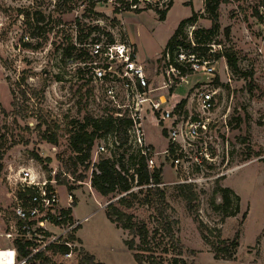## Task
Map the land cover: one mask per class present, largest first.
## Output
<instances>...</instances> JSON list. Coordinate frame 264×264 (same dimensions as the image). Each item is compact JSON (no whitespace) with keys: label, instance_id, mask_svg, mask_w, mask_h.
Wrapping results in <instances>:
<instances>
[{"label":"rangeland","instance_id":"374dc122","mask_svg":"<svg viewBox=\"0 0 264 264\" xmlns=\"http://www.w3.org/2000/svg\"><path fill=\"white\" fill-rule=\"evenodd\" d=\"M56 3L57 0H0V247L13 243L6 233L14 221L12 205L18 191V172L30 167L47 176L56 171L61 178L65 173L66 188L70 185L76 197L74 219L82 220L71 237L80 250L92 254L96 261L170 264L177 257L178 264H264V165L260 161L264 156V0H223L218 8L220 26L209 42L213 52L201 54L213 60L214 72L211 75L190 72L189 82L181 85L173 77L174 82L166 90L155 91L166 95L174 106L172 118L180 119L195 112L194 103L187 99L194 91L191 84L210 82V88L220 87L209 132L186 141L191 144L183 160L187 168L183 165L175 168L172 157L166 153L156 156L165 184L164 199L156 197L151 203H143L146 187L136 186L133 181L131 188L139 194L127 211L152 233L157 229V243L143 253L146 258L142 263L135 261L124 242L131 238L128 231L106 216V207L115 197L102 196L91 184L88 186L93 163L113 151L97 152L102 136L96 138L90 156L85 159L72 147L73 128L87 115L98 119L114 108H109L102 97V86L96 88L91 81L88 65L84 63L90 58L79 61L74 58L75 51L73 57L63 58L61 52L66 37L74 38L79 30L74 24L77 17L80 23L98 25L100 29L92 36L107 39L106 34L110 33L118 41L130 42L147 72L148 82L160 86L169 79L165 71L174 57L171 55L168 61L162 52L179 22L192 11L196 13L195 23L183 27L182 37L184 34L186 41H190L194 30L209 28L211 20L203 0H172L163 20L152 9L139 13L121 9L114 14L113 1L99 2L96 10L100 15L92 20L90 15H82L86 2H75L76 7L70 12ZM142 5L144 2L140 1L139 6ZM225 51L234 53L236 70L227 65L222 55ZM147 115V140L156 151L167 149L170 144L167 129H160L162 123L154 122L151 112ZM44 133L55 134L56 143L46 141ZM203 148H207L213 161L203 162L200 169L193 163V157ZM121 151L120 148L115 154ZM72 170L76 176L84 177H75ZM188 177L203 178L188 183L197 193L191 209L176 188L181 179ZM217 186L231 188L227 212L237 210L234 215L222 218L213 209L211 199ZM59 188L64 194L63 187ZM221 201L216 194L215 202ZM162 208L177 221L173 237L158 222ZM201 231L211 240L232 239L238 232L234 256L215 258ZM0 251V264L14 263L13 254L5 261ZM77 260L78 257L70 264H78ZM42 261L39 256L25 264ZM54 264L63 262L56 259Z\"/></svg>","mask_w":264,"mask_h":264},{"label":"built area","instance_id":"2783aa9c","mask_svg":"<svg viewBox=\"0 0 264 264\" xmlns=\"http://www.w3.org/2000/svg\"><path fill=\"white\" fill-rule=\"evenodd\" d=\"M102 38L93 40L89 38L82 44L90 58L84 63L88 65L91 81L96 88L102 86V97L108 102L109 108H114L113 112L102 117L111 115L115 119L129 121L125 126L128 135L127 145L139 150L145 157L148 170L160 167L155 162L156 156L160 153L172 157L171 161L175 168L182 165L187 168V163L184 164L183 160L187 158L186 148L191 144L186 141L205 136L209 132L211 114L220 87L210 88V82L198 86L191 84L190 88H194V91L187 99L194 103L195 112L180 119L172 118L174 106L169 104L166 95L155 94V91L166 90L174 82L173 77L178 79L179 85L188 83L190 72L211 75L214 72L213 60L199 57L190 49L178 47L173 53V61L165 71L168 81H163L160 86H151L146 70L138 61L130 42L117 39L108 42ZM190 42L194 45L193 39ZM209 51L213 52L212 49ZM165 57L170 60L169 51ZM148 112L153 115L154 122L158 125L162 123L160 129H167L170 144L163 151L154 150L147 140ZM115 134L114 132L112 137L111 133L102 136V144L98 146L97 152L110 151L117 146L119 141ZM170 146L173 147V152L170 151ZM107 156L112 155L109 152ZM205 161H213L207 148H203L193 157V163L200 169L203 168ZM50 173V176H47L40 170L30 167L18 172L16 186L18 191L12 205L14 221L9 224L6 233L13 243L0 248L5 261L12 254L13 264H25L32 260L31 257L35 254H40L42 259L48 258V264H54L56 259H60L63 264L72 263L76 257L79 260L80 248L71 237L75 235L82 221L74 219L73 216L72 209L76 198L74 190L66 188L67 185L61 183V178L65 176L64 172L61 178L56 171ZM199 180L203 178L188 177L179 182L194 183ZM151 185L153 184L150 179V183L144 187ZM88 186L90 187V182ZM59 187H63L64 194ZM17 243L27 244L30 253L19 258ZM62 247L65 249H61Z\"/></svg>","mask_w":264,"mask_h":264},{"label":"trees","instance_id":"16d2710c","mask_svg":"<svg viewBox=\"0 0 264 264\" xmlns=\"http://www.w3.org/2000/svg\"><path fill=\"white\" fill-rule=\"evenodd\" d=\"M77 1L86 2L83 8L82 15H90L92 20L97 19L96 17L100 15V12L96 10V6L99 2L108 3L113 1L114 14L119 13L121 9L132 10L139 13L143 10L152 9L158 16V19L163 20L166 16L168 9L172 5V0H57L56 5L62 4L65 6L66 11L70 12L76 7ZM143 1L144 5L139 6V2ZM223 0H203L204 10L211 20V26L207 29L197 28L193 32V42L191 45L190 41H186L185 35L183 34V27L188 24H194L197 15L192 11L191 15L182 19L169 40L167 41L162 54L166 55L169 51L170 55H173L174 51L178 47H183L190 49L192 52L197 54L199 57L204 58L205 51H209L212 35H214L219 29V13L218 8ZM160 5H163L160 7ZM103 16V14H102ZM113 21L116 19L113 18ZM74 24L78 27V32L72 37H66V45L62 49L63 58L73 57L74 51L77 52L74 58L84 61L85 58H89L88 53L82 47L89 37L93 39L99 38L97 36H92L94 31L99 30L98 25H86L80 23V20L76 17ZM226 34H228V29H226ZM107 41L113 42L114 38L110 33H107ZM73 39V40H72ZM29 45V44H24ZM60 45L56 48L58 49ZM176 49V50H175ZM202 52V53H200ZM222 55L226 59L227 65L236 70L237 69V59L232 52H223ZM177 65L176 62H174ZM24 80V78H22ZM129 124L128 120L125 119H115L111 115L103 116L98 119H94L92 116H86L84 121L80 123L72 131V147L77 153H81L83 159L90 156V151L92 149L93 143L96 138L101 136H106L109 133H116V138L119 141L118 145L111 150L110 156H99L97 161L93 164L94 169H92L90 184L91 186L102 196H107L112 194L115 200L110 202L106 207V216L108 219L117 225L118 227L127 230L131 235L130 239H124V242L129 250L132 251V255L137 263H142L145 260L143 253L152 249L156 242L157 229H154L153 233L147 226L134 220L133 216L128 213L127 208L131 206L132 200L138 197L139 193L132 190L133 181L135 180L136 186H144L152 181L151 186L145 188V193L141 201L143 203H151L154 198L164 199L163 185L162 181V169L161 167H155L151 171L148 170L145 157L135 148L127 145V133L125 126ZM43 137L46 141L50 143H56L55 134L44 133ZM123 146V148H122ZM121 148V153L115 154L116 150ZM115 149V150H114ZM125 150V151H123ZM173 147L170 146V151L173 152ZM114 154V155H113ZM260 161L264 165V156L260 157ZM131 170V171H130ZM71 173L75 175V171L72 170ZM59 175V174H58ZM75 177L83 178L81 174L75 175ZM61 183H66V177L61 178ZM68 188H72L70 185ZM176 188L178 194L185 200L186 207L191 209V203L193 199L197 197V193L191 184L188 183H177ZM142 192L143 190H139ZM138 191V192H139ZM231 193L232 190L229 187L217 186L213 191V197L211 199V204L214 210L219 211L222 214V218L228 215H234L237 210L227 212L229 205H231ZM219 194L221 196V203L215 202V195ZM20 196L21 194L18 193ZM159 215L162 217L158 222L163 227L166 232L173 237V225L177 222L170 218V215L166 213L165 208L159 210ZM200 227L203 225L199 223ZM202 238L210 246L211 251L215 258L231 259L234 256V251L238 246V232L235 233L232 239H223L218 237L216 240H211L202 232ZM137 238V240H136ZM137 241V242H136ZM18 256L19 258L24 257L30 253V249L27 244L17 243ZM61 249H65L62 247ZM181 247H179L178 254L181 255ZM40 254H35L31 257L36 259ZM48 258L44 257L41 264H48ZM179 259L177 257L172 258L170 264H178ZM78 264H104L102 262L96 261L94 256L88 252L80 250V258Z\"/></svg>","mask_w":264,"mask_h":264},{"label":"crops","instance_id":"0c3cea01","mask_svg":"<svg viewBox=\"0 0 264 264\" xmlns=\"http://www.w3.org/2000/svg\"><path fill=\"white\" fill-rule=\"evenodd\" d=\"M133 43V42H132ZM147 73V72H146ZM1 248V247H0Z\"/></svg>","mask_w":264,"mask_h":264}]
</instances>
